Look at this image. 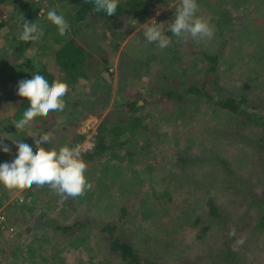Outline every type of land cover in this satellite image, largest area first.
I'll list each match as a JSON object with an SVG mask.
<instances>
[{
  "label": "rangeland",
  "instance_id": "374dc122",
  "mask_svg": "<svg viewBox=\"0 0 264 264\" xmlns=\"http://www.w3.org/2000/svg\"><path fill=\"white\" fill-rule=\"evenodd\" d=\"M22 1L16 0L15 6L13 3L0 4V22L10 20L15 23L24 16V13L39 7V15L41 14L42 18L38 24L44 32L47 31L48 9L54 7L60 10L56 2L30 0L20 11ZM50 2L51 4H48ZM147 3L146 12L134 18L133 27L126 29L124 33L122 30L130 26V21L126 19H123L122 26L107 32L103 31V27L99 28L100 25L87 29L79 27V23L69 25L67 32L97 60L98 66L96 64L94 70H98V74L88 81L83 79L69 87L65 111L43 128H38L33 122L23 130L15 128L16 119L13 113L19 97L18 84L15 82L3 84L0 74V95L3 94L0 102L2 104L0 141L10 148L8 153L0 150V164L11 162L15 158L18 148L13 141L22 139L35 149V139L44 133L51 136L50 142L43 145L48 149L54 148L58 151L73 135L83 134V139L76 146H79L81 154L91 151L97 127L104 120L109 127L115 124L122 126L120 137L127 139L126 143L112 152L92 163L86 162L88 167L85 176L92 184V188L89 190L91 193L87 191L81 197L68 198L61 203V197L47 185L43 187L34 185L25 190H9L0 184V210L7 220V225L0 229V251L9 264H126L116 254L110 253L105 237L100 235L94 223L95 219L104 223L109 218L118 217V207L131 196V193L128 197L119 196V192L127 188L120 185L124 181L132 183L133 189L139 186L143 188V193L138 192L136 195L140 198L130 201L133 206L138 207L140 199L148 200L146 206L150 205L147 215L142 216L132 210L134 213L130 215L131 217L120 222V233L130 237L141 250L161 257L167 262L172 261L170 257L194 258L200 242L204 240L203 236L213 233L219 220H212L205 213L204 204L199 202L194 206L200 210L201 216L198 218L194 212L191 214L193 219H196L194 224H191L194 226L182 223L183 216L178 217V209L174 206L159 207L158 212H152L151 201L154 192L173 188L171 182L167 183V178L175 183L183 182L181 191L176 194L187 207L193 206V200L198 201L200 198L201 192L197 186H191L185 181L186 177L197 178L191 173L192 166L186 164L183 170L178 172L172 169L170 156L173 150L182 144L183 148L190 153H196V156L204 155L206 158L211 154L212 157L227 161L231 168L236 170V174L241 175L245 162H249L252 157L253 148L250 145H242L240 136L237 135L234 136L236 142L226 141L229 137L227 133L235 131L236 118L228 112L211 110L210 106L209 109L208 104L211 100L203 95L202 99L194 104L189 100L180 104L178 101L181 99L175 98L162 100L148 98L151 93L157 92L154 87L156 82H159L157 84L159 88L164 86L173 88L177 81H181L182 85L179 88L182 90L189 76L195 74V77L199 76L202 66H208V60L200 63L196 60L201 49L209 53L221 51L217 70L210 73L218 79L221 88L240 86L241 72L244 76L247 74L243 71L249 62L244 57L238 59L239 47L242 48L244 56L248 53L250 56L255 52L251 62L264 79V0H215L214 8L222 10L220 14L213 13L211 5L205 11V4L197 0L199 5L197 16L208 18L215 26V35L207 43H197L189 38L184 42L187 44L182 47L174 43L166 32L167 25L175 18V9H171L174 5L171 6L170 0H146ZM57 13H62L67 22L73 18L71 13L63 10ZM228 17H233L234 20L226 23L225 29H222L224 26L222 22ZM151 19L165 25V35L171 39L169 47L161 50L156 43H147L143 24ZM219 27L223 38L218 37ZM6 29V23L2 24L0 61L3 57L12 61L11 51H6L3 45L5 42L3 33ZM228 37L230 40L224 44L223 40ZM173 38L177 40L176 37ZM39 43L41 45L39 40L32 42L24 55L31 56L39 49ZM114 44L118 46L115 48ZM177 50L181 53L179 59L175 55ZM45 52L41 59L42 63L49 71L59 74L53 51ZM164 75L166 77L163 79ZM160 80L163 83H160ZM212 88L210 79L203 92L213 96ZM138 94L146 100L142 107L130 113L126 107L120 106L121 103L133 101ZM75 100L78 101L76 105ZM126 118H129V121H121ZM141 122L147 124L149 129L162 134L155 144L156 147L152 148L157 151L155 159H158V163L155 159L154 162L151 158L147 160V157L143 161L141 159L150 148L145 149L143 142L150 134L133 132L138 125L141 126ZM131 152H134V155ZM150 154L153 156V152L147 156ZM135 169L141 170V173L137 171L136 175ZM162 177H165L164 180ZM135 181H138L139 186H135ZM207 181L205 178L199 184L205 185L203 187L208 189L209 196L221 197L220 184L216 187V184ZM149 190L156 191L146 193ZM19 198H22V202L18 201ZM160 201L163 202L162 199ZM169 203L168 200L165 205ZM227 213L228 217L231 216V211L227 210ZM85 217L86 224L82 222ZM255 245L256 260L249 264H264V237H258Z\"/></svg>",
  "mask_w": 264,
  "mask_h": 264
},
{
  "label": "trees",
  "instance_id": "16d2710c",
  "mask_svg": "<svg viewBox=\"0 0 264 264\" xmlns=\"http://www.w3.org/2000/svg\"><path fill=\"white\" fill-rule=\"evenodd\" d=\"M16 0H0V4H10L13 3L15 6ZM22 1V0H20ZM30 0H23L22 5L20 6V11H22V6H25L26 2ZM51 2H56V6L60 10L72 14V20L68 22L69 25L79 23V27L83 29L95 28L97 25H100L99 28L103 27V31L107 32L111 29L115 30L122 26L123 19L130 21V26L125 27L122 32L124 33L126 29L133 27L132 20L139 17L140 15L146 12L148 3L146 0H124L119 1L117 12L112 16H108L105 12H95L94 4L90 2H85V0H51ZM48 3V4H51ZM213 2V4L211 3ZM215 0H208V9L211 5L213 13L220 14L222 10L219 8H214ZM54 8V7H53ZM52 9L49 8L48 11ZM40 8L37 7L27 13H24L23 17L29 22L40 23L41 14L39 15ZM59 14V13H57ZM208 21V18H205ZM234 20L232 17H228L223 20V28L225 29L226 23H230ZM6 23L7 29L3 33L4 35V48L6 51H11L12 61L6 60L4 57L0 61V71H1V82L3 84L15 82L16 84L23 79H31V74L36 70V66H40V73L51 83L55 79H60L65 81L69 87H72L75 83L80 80H89L94 75L98 74V70H94V67L97 64L90 51L81 46L72 35L67 31L64 35H60L58 28L50 20L48 21L47 31H43V36L39 39V49L32 53L31 56H25V51L27 48L32 45L33 41L24 42L19 39V33L22 32V19L15 21V23L10 22V20L1 21L0 27L2 24ZM98 28V27H97ZM98 28V29H99ZM167 35L172 38L174 43H178V46L182 47L185 41L177 42L174 40L173 35L170 34V31H167ZM219 38H223L220 27L218 29ZM232 38H234L232 36ZM230 40V37L225 38L223 41L226 44ZM115 48L117 44L113 45ZM237 57L246 58L247 65L244 67L247 74H240L241 82L240 86H228L227 88H221L218 84V79L214 75H210L211 72H215L218 66L219 53L213 52L209 53L205 50H200V56L196 58L198 63L208 60V66H202L201 74L197 77L189 76L186 82V86H183L182 90L179 88L182 85L181 81H177V85L173 88L163 87L159 88L155 83V90L150 94L148 99H165V98H175L176 100L181 99L180 104L187 103H196L198 100L204 97L211 100L208 104V108L211 110L218 109L220 111L228 112L232 117H235L236 128L233 132H228L227 142H236L234 141V136H240L242 145H250L253 148L252 157L249 162H245L243 166V171L241 175L236 174V170L231 168L230 164L218 157H212L210 154L209 157L196 156L197 154L192 152L190 153L186 148L179 146L173 150L170 159L172 160V169L177 170L178 172L183 170V167L186 164H190L192 169H190L193 175L197 178L186 177L185 181L189 182L191 186H197V189L200 194L198 201L193 200V206L187 207L182 202L178 191H181V184L183 182L175 183L172 182V179L167 178V183H170L173 188L161 190L162 192L156 190H149L146 193H151L153 191L155 194L152 197L151 201V210L153 213L159 211V207H170L174 206L177 208L178 217H181L182 223H185L186 226H194L196 219H193L191 216L194 212L198 218L201 216L200 210L197 209V202L201 203L206 207V214L214 221H218L213 229V233H209L207 236H203L204 240L200 242L198 246V252L194 258H185L177 257L171 258V262L162 260L150 252H146L138 248V246L132 242V239L128 236L122 235L120 233V222L124 221L131 217L130 215L134 212L141 214L142 216L147 215V212L150 211L146 199H140L139 205L133 206L131 204L132 199H139L138 192L143 193V188H140L138 181H135V189H133V184L128 181H124L123 184L120 183L126 189H122L119 192V196L128 197L129 193L131 196L128 199H125L123 205L120 204L118 207L119 215L117 218H109L106 222L102 223L101 220H94V223L97 226V231L100 235L105 237L107 241V247L110 253L116 254L120 260L126 264H249L254 263L256 260V255L254 253V246L257 242L258 237H264V79L261 78V74L253 63L251 58L254 54L249 56H244L242 48H237ZM53 51L54 53V62L55 65L60 70V73L56 74L52 71H49L44 64L42 63V56L46 53L45 51ZM180 51V50H179ZM177 50L176 58H181V53ZM239 51V52H238ZM156 56V55H155ZM15 57V61H13ZM18 61V62H16ZM98 66V64H97ZM264 67V66H263ZM262 67V68H263ZM239 71V70H238ZM217 76V73H215ZM166 76L164 75L163 79ZM212 79L213 85V96L205 94L203 91L205 89L206 83ZM162 80V77H161ZM160 83H163L161 82ZM153 90V89H152ZM3 94L0 95V102L3 99ZM67 95L64 97L65 104L67 102ZM76 101V102H75ZM74 104H78V101L75 100ZM139 101H142L140 103ZM183 101V103H182ZM146 103L145 98L138 94L136 99L133 101H127L125 104L121 103L122 108L126 107V110L129 112H134L136 109L143 106ZM0 103V110H1ZM210 106V107H209ZM30 107V104L27 98L18 97L17 105L14 107V118L16 122L14 125L22 118L24 111ZM186 109V108H185ZM64 110L50 112L47 117L37 116L33 119L38 128H43L47 126L50 122L54 121ZM122 122L129 121V118L121 120ZM107 122L102 121L97 127V133L95 135L94 145L91 151H87L82 154L85 162H91L101 158L103 155L112 152L117 147H120L126 143L127 139H122L121 133L123 131L122 126L119 124L108 126ZM109 127V128H108ZM144 132L145 134H150L149 138L143 140L145 149L149 148L146 152V156L141 158L142 161L153 160L156 158L157 151L152 148H155V144L159 141L158 132L149 129L147 124L141 122V126L138 125L133 132ZM236 136V137H237ZM83 139V134L73 135L72 138L63 144V146L75 147ZM14 146V145H13ZM153 152V156L150 154ZM134 155V152H131ZM129 154V153H128ZM158 163V159H155ZM153 160V162L155 161ZM234 161L236 160L233 159ZM149 163V162H147ZM135 174L138 172L141 173V170L135 169ZM138 171V172H137ZM140 173L138 176H140ZM147 176V175H146ZM165 176V175H163ZM161 178V177H160ZM165 177H162L164 180ZM207 179V182L216 184V187H219L222 190V195L219 198H214L209 196V191L206 189L204 184H199L203 179ZM135 179V178H134ZM136 180V179H135ZM104 184V182H103ZM186 185V183H185ZM200 185V186H199ZM109 189V187L107 188ZM258 189V190H256ZM88 193H91L90 191ZM203 194V195H202ZM202 195V196H201ZM162 199L163 202L160 201ZM170 201L169 205H165L168 200ZM167 200V202H165ZM165 206V207H164ZM173 208V207H172ZM173 208V209H175ZM228 211H231V216L228 217ZM178 218L177 216H175ZM85 217L82 222L86 224ZM80 222L78 223V225ZM68 227V226H67ZM235 227L236 236H245L246 241L242 246L236 244V237H229V229ZM58 229V226H56ZM236 248V250H233ZM254 253V254H253ZM246 256V260L245 259ZM243 259V263H242Z\"/></svg>",
  "mask_w": 264,
  "mask_h": 264
},
{
  "label": "clouds",
  "instance_id": "9594fccd",
  "mask_svg": "<svg viewBox=\"0 0 264 264\" xmlns=\"http://www.w3.org/2000/svg\"><path fill=\"white\" fill-rule=\"evenodd\" d=\"M85 2L94 4L93 11H103L108 16H112L117 12L119 0H85ZM198 7L197 0H180L174 21L167 25V31L177 38V42L191 38L197 43H207L214 38L215 26L202 16H197ZM47 18L57 26L60 35H64L70 28L64 15L57 14L56 8L48 11ZM21 19L23 23L19 39L24 42L38 41L44 34L39 24L29 22L24 17ZM143 25L147 43H156L161 50L170 46L171 39L165 35L163 23L151 19ZM68 90V84L60 79L50 83L40 73V66L37 65L36 70L31 74V79H23L18 83L17 95L27 98L30 107L24 111L15 128L23 130L37 116L47 117L50 112H62L66 106L64 97ZM50 140V134L44 133L35 139V149L22 139L13 141L18 152L11 162L0 164V184L9 190H25L34 185L37 187L47 185L51 191L61 197V203L68 198L81 197L91 190L92 184L85 176L88 165L82 157L79 146H62L57 151L43 146ZM0 150L5 153L10 152V148L2 141H0ZM228 235L236 237V244L239 246L246 241L245 236H236L235 227L229 230Z\"/></svg>",
  "mask_w": 264,
  "mask_h": 264
},
{
  "label": "built area",
  "instance_id": "2783aa9c",
  "mask_svg": "<svg viewBox=\"0 0 264 264\" xmlns=\"http://www.w3.org/2000/svg\"><path fill=\"white\" fill-rule=\"evenodd\" d=\"M18 201H22V198H19ZM7 225V220L5 214L0 210V229H3ZM0 264H9L3 257V254L0 251Z\"/></svg>",
  "mask_w": 264,
  "mask_h": 264
},
{
  "label": "crops",
  "instance_id": "0c3cea01",
  "mask_svg": "<svg viewBox=\"0 0 264 264\" xmlns=\"http://www.w3.org/2000/svg\"><path fill=\"white\" fill-rule=\"evenodd\" d=\"M203 2V5L205 4V11H207L208 8H206V4H208V0H201ZM171 6L174 5L171 9H175L179 6L180 0H170Z\"/></svg>",
  "mask_w": 264,
  "mask_h": 264
}]
</instances>
